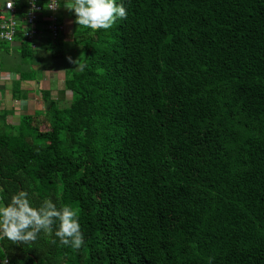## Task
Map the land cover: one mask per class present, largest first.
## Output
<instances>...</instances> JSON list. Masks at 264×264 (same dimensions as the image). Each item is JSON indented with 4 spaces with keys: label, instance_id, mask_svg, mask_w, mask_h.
<instances>
[{
    "label": "trees",
    "instance_id": "1",
    "mask_svg": "<svg viewBox=\"0 0 264 264\" xmlns=\"http://www.w3.org/2000/svg\"><path fill=\"white\" fill-rule=\"evenodd\" d=\"M116 3L107 30L60 14L71 96L0 109V205L69 206L84 244L4 238L0 264H264V0Z\"/></svg>",
    "mask_w": 264,
    "mask_h": 264
},
{
    "label": "clouds",
    "instance_id": "2",
    "mask_svg": "<svg viewBox=\"0 0 264 264\" xmlns=\"http://www.w3.org/2000/svg\"><path fill=\"white\" fill-rule=\"evenodd\" d=\"M29 2L32 11L39 10L35 0ZM46 5L53 11L61 7L60 0H48ZM63 7L74 12L79 26L93 31L107 30L118 18L127 16L125 7L116 0H64ZM54 229L62 245L79 249L84 244L78 212L69 206L58 209L53 200L44 199L38 207H33L26 190L13 194L6 205L0 206V239L7 238L13 244L31 243L41 232L52 236ZM51 242L55 244L56 240Z\"/></svg>",
    "mask_w": 264,
    "mask_h": 264
},
{
    "label": "rangeland",
    "instance_id": "3",
    "mask_svg": "<svg viewBox=\"0 0 264 264\" xmlns=\"http://www.w3.org/2000/svg\"><path fill=\"white\" fill-rule=\"evenodd\" d=\"M63 15L67 16L64 17L65 21L69 20L66 25L71 24V22H75L74 18L72 20L73 14L71 11L63 13ZM66 30H68V27ZM69 30H71V28ZM46 38L47 37H44V39ZM36 40L37 38L31 41V45H34ZM17 42L20 43V40L18 39ZM10 44L11 43H4L0 45V73L5 74L7 72H11V70H15L18 74H20L21 72L27 73L26 71H29L30 74H34V80L40 82L43 79L45 72L61 68V74H56L58 77L53 78V80L57 82L58 86L54 88L51 84L49 89H52L51 91L53 96L56 98L63 97L62 99L65 100L67 96H71L70 91L66 94V96H63V92H60L64 84V78L60 79V77H64L65 71L68 68H76L82 58L80 46L71 36L69 37L67 35L63 41L57 45H51V41L49 39L47 41L37 40V44H41L40 47H29L30 52L27 55L22 54L21 47H13L12 44ZM6 45H10V48L6 49ZM31 80L33 79L22 80L20 85L25 87V83H27L32 88L35 84L31 83ZM37 109L42 110L40 107Z\"/></svg>",
    "mask_w": 264,
    "mask_h": 264
},
{
    "label": "crops",
    "instance_id": "4",
    "mask_svg": "<svg viewBox=\"0 0 264 264\" xmlns=\"http://www.w3.org/2000/svg\"><path fill=\"white\" fill-rule=\"evenodd\" d=\"M65 10H66L65 8L61 9L60 14L63 15ZM64 17L66 16L63 15V18ZM67 21H65L64 23V28H65L64 32L71 33L73 31L72 22L71 24L66 25ZM67 27H68V30H66ZM70 28L71 30H69ZM44 37H47V38L44 39ZM18 39L20 40V43L17 42ZM18 39H16L14 42H9V43H11L13 47H21V51H23V48H22L23 43L21 41L25 42L24 44L26 45L28 44L27 47L37 48V47H40L41 45V44H37V40L47 41L49 39L51 41V44L55 43L57 40V38L53 39L47 31L41 32V34L37 37V40L35 41L34 45H31V41L27 40L25 36L24 37L19 36ZM4 43L7 44V42H1L0 45ZM10 45H6L5 48L9 49ZM61 72H62L61 68L53 69L50 72H45L44 77L40 82L34 79L31 80V83L35 84L34 87L32 88L27 83H25V87L20 85V82L22 80H28V79H21L22 72L18 74L17 71L11 70V72L5 73L6 75L3 73H0V109L7 108L11 110V114L8 116V121L12 123H18L20 121V116L23 113H32L38 107L43 109L44 103L42 99L41 90L44 88L49 89L51 84L53 85L54 88L57 87L58 84L55 80H53V78H57L58 76H56V74L60 75ZM61 78H65V74H64V77H60V79ZM43 81H44V84H43ZM14 88L15 89L17 88L16 89L18 91L17 94H19V95L16 94L15 97L13 96Z\"/></svg>",
    "mask_w": 264,
    "mask_h": 264
},
{
    "label": "built area",
    "instance_id": "5",
    "mask_svg": "<svg viewBox=\"0 0 264 264\" xmlns=\"http://www.w3.org/2000/svg\"><path fill=\"white\" fill-rule=\"evenodd\" d=\"M63 1L60 0V3ZM35 2L38 11L31 10L29 0H0V43L14 42L19 36L33 41L43 31H47L53 39L59 36L63 28L60 22L61 7L53 11L45 7L48 0Z\"/></svg>",
    "mask_w": 264,
    "mask_h": 264
}]
</instances>
